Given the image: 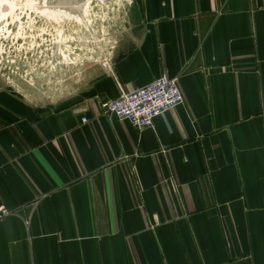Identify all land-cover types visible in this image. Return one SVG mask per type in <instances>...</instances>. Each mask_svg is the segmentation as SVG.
<instances>
[{
	"label": "crops",
	"instance_id": "crops-1",
	"mask_svg": "<svg viewBox=\"0 0 264 264\" xmlns=\"http://www.w3.org/2000/svg\"><path fill=\"white\" fill-rule=\"evenodd\" d=\"M163 74L184 103L152 128L104 112ZM1 207L0 264H264V0H134L68 104L1 88Z\"/></svg>",
	"mask_w": 264,
	"mask_h": 264
},
{
	"label": "rangeland",
	"instance_id": "rangeland-1",
	"mask_svg": "<svg viewBox=\"0 0 264 264\" xmlns=\"http://www.w3.org/2000/svg\"><path fill=\"white\" fill-rule=\"evenodd\" d=\"M83 1L90 4L82 21H58L35 7L47 0H8L12 7L0 11V89L44 112L68 104L112 67L134 0L62 2Z\"/></svg>",
	"mask_w": 264,
	"mask_h": 264
},
{
	"label": "built area",
	"instance_id": "built-area-1",
	"mask_svg": "<svg viewBox=\"0 0 264 264\" xmlns=\"http://www.w3.org/2000/svg\"><path fill=\"white\" fill-rule=\"evenodd\" d=\"M184 103V94L178 77L163 74L146 86L102 103L105 113L129 121L136 129L143 131L154 126L157 118L164 116L172 108ZM86 116L81 118L87 123ZM9 211L1 207L0 218Z\"/></svg>",
	"mask_w": 264,
	"mask_h": 264
},
{
	"label": "bare ground",
	"instance_id": "bare-ground-1",
	"mask_svg": "<svg viewBox=\"0 0 264 264\" xmlns=\"http://www.w3.org/2000/svg\"><path fill=\"white\" fill-rule=\"evenodd\" d=\"M35 1L40 2L41 0H35ZM62 1L63 0H47L46 3L42 5H36L35 7L41 11L42 13L41 15H45L47 18H52L58 21L59 20L63 21L64 18L67 19V18L74 17L82 21L83 13H86V9H87L85 6L87 4L89 5L90 1H83L79 5L77 3L67 4ZM7 6L12 7V4H10L8 0H0V11L6 13L5 11L7 9Z\"/></svg>",
	"mask_w": 264,
	"mask_h": 264
}]
</instances>
